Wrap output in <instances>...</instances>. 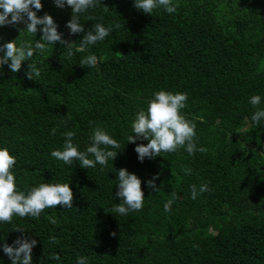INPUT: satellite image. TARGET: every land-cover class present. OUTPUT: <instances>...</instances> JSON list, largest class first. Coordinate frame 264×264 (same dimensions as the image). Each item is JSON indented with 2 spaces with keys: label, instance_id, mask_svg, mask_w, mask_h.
Masks as SVG:
<instances>
[{
  "label": "trees",
  "instance_id": "obj_1",
  "mask_svg": "<svg viewBox=\"0 0 264 264\" xmlns=\"http://www.w3.org/2000/svg\"><path fill=\"white\" fill-rule=\"evenodd\" d=\"M42 3L37 15H52L74 48L95 23L120 27L71 57L59 42L36 52L35 80L25 75L30 61L17 73L0 68V147L16 157L18 190L71 183L74 192L72 208L0 223V264H12L3 245L22 236L37 240L33 264H76L80 256L88 264H264V119L252 121L256 108L249 102L260 95L264 108V0H173L172 14L163 8L145 14L134 0H98L80 15L85 33L75 35L66 27L70 7ZM25 27L0 26V46L40 40L42 31L20 35ZM91 54L97 66L82 67ZM162 89L187 93L182 115L196 123L195 143L207 152L180 148L139 161L135 148L148 141L128 143L127 136L134 135L137 112ZM97 124L121 144L103 170L51 156L62 150L66 131L86 150ZM121 168L141 178L145 193L142 210L128 215L111 213L121 202ZM157 175L158 192L147 183ZM204 183L210 190L192 199L191 186ZM173 191L178 198L165 212ZM55 254L59 260L50 258Z\"/></svg>",
  "mask_w": 264,
  "mask_h": 264
},
{
  "label": "clouds",
  "instance_id": "obj_2",
  "mask_svg": "<svg viewBox=\"0 0 264 264\" xmlns=\"http://www.w3.org/2000/svg\"><path fill=\"white\" fill-rule=\"evenodd\" d=\"M54 3L61 9L66 6L71 8L72 16L66 27L73 35L85 33L84 25L80 23V15L98 6V0H54ZM134 7L145 14H152L157 8H163L168 14H172L177 11L178 5L174 4L173 0H134ZM42 9V0H0V26L23 23L26 27L20 30V35L24 30L35 35L38 31H42L40 40H36L34 45L29 41L17 44V39L3 43L0 46V53H2L0 68L8 65L11 72L17 73L25 61H30L25 75L28 79L35 80L41 75L36 63L32 62V57L36 52L43 54L48 45H55L59 42L67 49L65 55L71 57L75 52H83L89 45L103 41L114 30V27L116 29L120 27L119 24L106 27L103 23H95L79 41V47L74 48V42L63 39V34L58 31V25L52 15L48 13L43 16L37 15ZM108 9L105 6L106 12ZM38 26L43 27L38 29ZM97 64L98 58L95 54L80 60L82 67L94 68ZM187 100V93H173L162 89L154 92L148 101L146 111L142 109L137 112L131 125L134 135L127 136V141L133 144H136L138 140L148 141L147 144H137L135 148L140 162H143L145 158L155 159L161 156L162 152L174 153L180 148H186L190 155H194L196 151L207 152L206 148H197L195 143L196 123L182 115ZM249 102L256 108L251 119L259 125L264 119V108L259 107L262 98L260 95H252ZM68 119H71L70 115ZM94 123L89 122L90 126ZM58 130L54 127L52 134L55 135ZM63 135L65 142L62 150H53L51 156L67 165H71L74 160L79 161L80 167L84 169L94 168L99 164L103 170L110 159L114 161L117 158L118 152L114 149L121 148V144L98 124L92 128L91 144L84 151L79 150V145L74 143L76 134L73 131H66ZM90 156L93 158H89ZM15 164L16 157L10 153V150L7 147H0V223H12L14 215L21 218L31 216L38 219L47 208L63 206L69 209L73 207L74 192L71 183H40L26 191L18 190L17 179L13 171ZM184 171L186 174L191 172L190 169H184ZM117 177L116 196L121 202L111 209V213L128 215L130 212L142 210L145 193L142 189L141 178L135 173H130L126 168L119 169ZM156 179L158 175L147 183L149 188L158 192L160 187L156 185ZM209 190L207 183L199 187L193 184L190 188L191 198L196 199L199 194ZM177 198L178 194L173 191L171 199L164 204L165 212H171L173 200ZM49 220L53 224L56 223L52 217H49ZM15 231L24 232L19 228ZM112 235L115 236V233ZM54 242L56 238L51 237L49 243ZM36 245V239L22 236L17 238L12 245L5 243L3 252L12 264H33V248ZM50 258L59 260L60 256L55 254ZM76 264H88L87 257H78Z\"/></svg>",
  "mask_w": 264,
  "mask_h": 264
}]
</instances>
